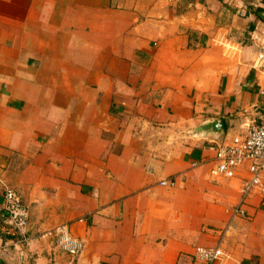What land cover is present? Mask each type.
<instances>
[{"label": "crops", "instance_id": "crops-1", "mask_svg": "<svg viewBox=\"0 0 264 264\" xmlns=\"http://www.w3.org/2000/svg\"><path fill=\"white\" fill-rule=\"evenodd\" d=\"M262 50L264 0H0V264H205L228 224L216 264H264V195L232 215L248 164L210 173L264 122ZM61 223L80 255L42 235Z\"/></svg>", "mask_w": 264, "mask_h": 264}, {"label": "built area", "instance_id": "built-area-1", "mask_svg": "<svg viewBox=\"0 0 264 264\" xmlns=\"http://www.w3.org/2000/svg\"><path fill=\"white\" fill-rule=\"evenodd\" d=\"M258 61L264 62V50L258 54ZM264 95V84L259 88ZM247 163L249 176L241 188V197L233 208V217H246L244 207L246 200L252 193L264 195V122L256 124L244 135H236L228 143L218 145L212 167L210 169L213 180H224L235 177L237 169ZM197 166V163H193ZM161 185L174 187L176 181L173 178L163 179ZM5 208L10 217L14 229L23 237L29 230L30 210L24 203L19 193L12 187H7L4 193ZM229 231V224L221 230L219 244L213 247L197 246L194 255L205 264H216L223 255L221 239ZM43 236L53 237L57 247L73 257L81 254L84 249V241L74 236L66 223H61L45 231Z\"/></svg>", "mask_w": 264, "mask_h": 264}, {"label": "water", "instance_id": "water-1", "mask_svg": "<svg viewBox=\"0 0 264 264\" xmlns=\"http://www.w3.org/2000/svg\"><path fill=\"white\" fill-rule=\"evenodd\" d=\"M223 130V125L222 123L217 120H211L208 123H206L205 125H203L202 127L199 128V131L202 133H211V132H216L219 133L220 131Z\"/></svg>", "mask_w": 264, "mask_h": 264}, {"label": "rangeland", "instance_id": "rangeland-1", "mask_svg": "<svg viewBox=\"0 0 264 264\" xmlns=\"http://www.w3.org/2000/svg\"><path fill=\"white\" fill-rule=\"evenodd\" d=\"M217 4H220V3L219 2L218 3L216 2L215 5H217ZM215 5L212 4V6H215Z\"/></svg>", "mask_w": 264, "mask_h": 264}]
</instances>
